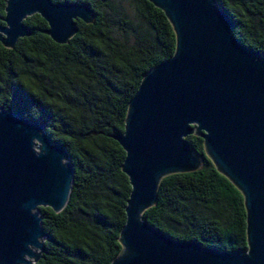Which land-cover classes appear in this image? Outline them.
<instances>
[{"label":"water","instance_id":"95a60500","mask_svg":"<svg viewBox=\"0 0 264 264\" xmlns=\"http://www.w3.org/2000/svg\"><path fill=\"white\" fill-rule=\"evenodd\" d=\"M174 35L173 54L148 70L127 104L123 132L111 137L129 185L119 255L110 264H264V57L232 36L233 23L214 0H146ZM37 15L44 34L64 45L76 21L90 24L84 4L5 0L0 45L29 36L22 23ZM43 125L0 108V264H35L43 253L37 208L59 213L72 182L64 148ZM191 135L243 199L246 251L224 253L170 239L141 220L159 181L191 173L200 158Z\"/></svg>","mask_w":264,"mask_h":264},{"label":"trees","instance_id":"16d2710c","mask_svg":"<svg viewBox=\"0 0 264 264\" xmlns=\"http://www.w3.org/2000/svg\"><path fill=\"white\" fill-rule=\"evenodd\" d=\"M51 2L84 4L92 22L76 21V33L57 45L44 34L45 22L32 15L22 22L28 37L11 49L0 45V108L41 123L72 167L64 208L56 214L36 210L47 239L35 264H110L121 251L118 234L129 194L120 170L124 153L111 137L123 132L128 101L142 76L173 54L174 35L146 0H132L131 16L117 11L113 0ZM214 4L233 23L234 39L264 57V0ZM4 7L0 0V26ZM185 142L200 158V168L162 178L155 203L141 220L174 241L245 252L242 196L217 173L198 136Z\"/></svg>","mask_w":264,"mask_h":264},{"label":"rangeland","instance_id":"374dc122","mask_svg":"<svg viewBox=\"0 0 264 264\" xmlns=\"http://www.w3.org/2000/svg\"><path fill=\"white\" fill-rule=\"evenodd\" d=\"M114 3L117 5L118 9L117 11H124L126 14L131 16L132 12V5L133 2L132 0H113ZM112 20L117 19V15L114 14L111 18ZM118 26L115 27V36H117L120 40L123 38L120 34H122L121 30L117 28Z\"/></svg>","mask_w":264,"mask_h":264}]
</instances>
